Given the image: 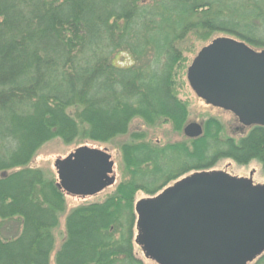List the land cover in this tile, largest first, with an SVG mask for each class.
Returning a JSON list of instances; mask_svg holds the SVG:
<instances>
[{
    "label": "trees",
    "instance_id": "trees-1",
    "mask_svg": "<svg viewBox=\"0 0 264 264\" xmlns=\"http://www.w3.org/2000/svg\"><path fill=\"white\" fill-rule=\"evenodd\" d=\"M219 36L264 49V0H0V264H157L137 251L140 191L226 158L264 170V126L235 137L211 117L201 136L184 134L186 52ZM191 39L201 48L183 46ZM163 124L184 138L148 139L143 126ZM125 135L116 182L93 196L33 165L55 139L77 148Z\"/></svg>",
    "mask_w": 264,
    "mask_h": 264
},
{
    "label": "water",
    "instance_id": "water-1",
    "mask_svg": "<svg viewBox=\"0 0 264 264\" xmlns=\"http://www.w3.org/2000/svg\"><path fill=\"white\" fill-rule=\"evenodd\" d=\"M187 79L206 104L264 126V49L219 36L197 53ZM187 137L203 134L190 122ZM59 185L93 196L116 182L115 158L82 145L54 162ZM224 170L193 172L136 202V243L157 264H250L264 253V183Z\"/></svg>",
    "mask_w": 264,
    "mask_h": 264
},
{
    "label": "rangeland",
    "instance_id": "rangeland-1",
    "mask_svg": "<svg viewBox=\"0 0 264 264\" xmlns=\"http://www.w3.org/2000/svg\"><path fill=\"white\" fill-rule=\"evenodd\" d=\"M197 45V49L201 48V44L198 42H195L194 39L188 40L183 43V46H192ZM198 52V50H197ZM196 52V53H197ZM196 53L189 52V50L186 52V55L191 59L196 56ZM130 61L126 56H123L122 54L117 57V63L118 64H128ZM183 99H187L190 102V109H191V116L189 119L190 122H198L202 125H204V122L206 119L211 117H217L219 118L225 125V132L228 135H233L235 137H241L242 134H244L247 130H239L235 132V127L238 125L237 120L235 116L228 111H225L221 108H216L211 105L206 104L202 99L198 98L195 93L191 90V88L187 87L183 94ZM132 127L135 128H141V122L139 120H135L132 124ZM143 129L148 134V139L155 140V141H179L184 138L183 133H177L174 132L171 128V125L169 124H163L160 126H157L155 128H149L146 126H143ZM128 139V136H120L113 140V142H110L108 144H88L89 146L98 147L100 149H107V151L115 158V174L118 173V163L121 158L119 145H121L123 142H125ZM76 146L74 145H67L63 143L60 139H55L47 144H45L38 152V155L33 161V165L36 167H40L44 170L49 171V173L53 174L54 176H57L56 169L54 167V161L57 158H64L68 155L70 151L75 149ZM169 165H172V163L167 162ZM168 165V166H169ZM210 170H224L226 172H229L232 175L240 176V177H249L250 173L252 171L255 172L253 179L255 183H264V170L261 166V164L257 161H252L248 165H241L236 163L235 161L231 159H221L220 162L215 165ZM117 176V175H116ZM113 188L108 189L105 193H103L100 196L107 195L111 193ZM148 195L142 191H140L137 194V199L146 198ZM96 198V197H95ZM93 198V199H95ZM83 199L79 198H69L68 202L72 205H78L82 203ZM62 235L59 233L58 240L60 239ZM137 251L140 257H143V251L140 246H137Z\"/></svg>",
    "mask_w": 264,
    "mask_h": 264
},
{
    "label": "flooded vegetation",
    "instance_id": "flooded-vegetation-1",
    "mask_svg": "<svg viewBox=\"0 0 264 264\" xmlns=\"http://www.w3.org/2000/svg\"><path fill=\"white\" fill-rule=\"evenodd\" d=\"M226 111V110H225ZM229 112V111H228ZM234 115V114H233ZM235 116V115H234ZM235 118H236V116H235ZM236 120H237V118H236ZM237 122V129H239V130H246V129H248L249 127H252V126H263V125H244V124H242V123H240L238 120L236 121ZM189 124V123H188ZM185 134V133H184ZM254 174H255V172H254Z\"/></svg>",
    "mask_w": 264,
    "mask_h": 264
}]
</instances>
